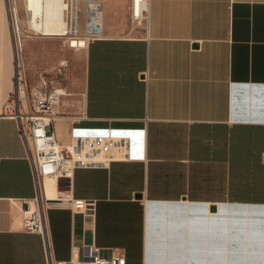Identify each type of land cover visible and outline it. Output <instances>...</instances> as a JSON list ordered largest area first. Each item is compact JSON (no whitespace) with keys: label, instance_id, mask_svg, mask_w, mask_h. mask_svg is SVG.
Instances as JSON below:
<instances>
[{"label":"crops","instance_id":"obj_1","mask_svg":"<svg viewBox=\"0 0 264 264\" xmlns=\"http://www.w3.org/2000/svg\"><path fill=\"white\" fill-rule=\"evenodd\" d=\"M102 1L103 33L72 49L53 130L63 150L127 138L129 157L64 181L67 202L46 212L53 259L94 244L126 264H264V0H152L141 24L131 0ZM8 29L0 0V264H48L23 229L39 190L6 110Z\"/></svg>","mask_w":264,"mask_h":264},{"label":"built area","instance_id":"obj_2","mask_svg":"<svg viewBox=\"0 0 264 264\" xmlns=\"http://www.w3.org/2000/svg\"><path fill=\"white\" fill-rule=\"evenodd\" d=\"M55 2L56 0L45 1V8L51 11L56 6ZM151 2L152 0H131L133 22L149 23ZM8 3L14 26L18 23L16 0H8ZM103 4L102 0H62V24L72 30L68 36L62 38H68L70 49H82L86 43L101 37ZM82 9L85 20L83 32ZM49 16L50 21L54 23V15ZM67 71L66 62H61L53 74L43 71L39 75L37 85L29 92L27 78L22 75L19 67L15 89L6 105L9 116L19 122V132L27 143L39 190L35 201L24 202L23 229L27 233L41 236L48 264H126L123 249H114L111 256L106 258L94 244L74 249L69 261H56L52 256L46 212L51 206L49 202L58 201V197L55 200L44 198V178H53L58 185L59 180H69L76 167L101 166L117 158L129 157L127 138H82L69 150L61 148L53 126L64 116L59 112V108L68 96L64 85Z\"/></svg>","mask_w":264,"mask_h":264},{"label":"rangeland","instance_id":"obj_3","mask_svg":"<svg viewBox=\"0 0 264 264\" xmlns=\"http://www.w3.org/2000/svg\"><path fill=\"white\" fill-rule=\"evenodd\" d=\"M16 6L18 8L20 71L27 78L29 92L31 88L37 85L40 73L46 71L53 74L55 69L60 67L61 62H66L68 68L66 82H68L71 73L74 71L72 64L75 55V51L69 48L68 38L48 39L38 34L28 24L29 16L24 8L25 0H16ZM81 20V32H83L85 22L83 9Z\"/></svg>","mask_w":264,"mask_h":264},{"label":"bare ground","instance_id":"obj_4","mask_svg":"<svg viewBox=\"0 0 264 264\" xmlns=\"http://www.w3.org/2000/svg\"><path fill=\"white\" fill-rule=\"evenodd\" d=\"M45 1L48 0H25V8L29 16L28 24L30 27L45 38H62L68 36L72 30L62 24V0H56L55 7L50 11L45 8ZM50 14L54 15V23L50 21ZM14 33L19 46L18 40V23L14 25ZM19 57V54H18ZM20 63V59H19ZM21 66V63H20ZM47 183L50 185L47 188ZM43 186V196L48 200H55L58 197L56 181L53 178L45 177ZM54 188L53 190H51ZM53 191V192H52Z\"/></svg>","mask_w":264,"mask_h":264},{"label":"water","instance_id":"obj_5","mask_svg":"<svg viewBox=\"0 0 264 264\" xmlns=\"http://www.w3.org/2000/svg\"><path fill=\"white\" fill-rule=\"evenodd\" d=\"M5 1V9H6V14H7V20H8V25H9V30H10V36H11V41H12V48H13V54H14V63H15V78L17 76L20 63H19V57H18V49H17V42L15 38V33H14V26L12 24V18H11V10L9 7L8 0ZM64 181L65 180H59L58 185H57V191H58V201H50L49 204L51 206L53 205H58L65 203L67 201L66 198L68 196V187L64 186Z\"/></svg>","mask_w":264,"mask_h":264}]
</instances>
